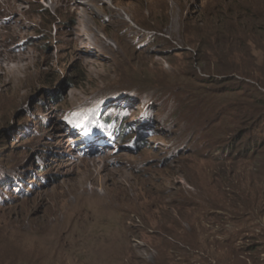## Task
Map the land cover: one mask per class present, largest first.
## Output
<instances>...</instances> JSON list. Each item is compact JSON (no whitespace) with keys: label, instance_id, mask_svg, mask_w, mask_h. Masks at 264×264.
<instances>
[{"label":"rangeland","instance_id":"1","mask_svg":"<svg viewBox=\"0 0 264 264\" xmlns=\"http://www.w3.org/2000/svg\"><path fill=\"white\" fill-rule=\"evenodd\" d=\"M15 2L0 0V52L26 57L0 67V264H247L218 241L264 232V162L217 161L201 94L254 100L205 83L197 51L264 71V47L230 37L264 33V0Z\"/></svg>","mask_w":264,"mask_h":264},{"label":"trees","instance_id":"2","mask_svg":"<svg viewBox=\"0 0 264 264\" xmlns=\"http://www.w3.org/2000/svg\"><path fill=\"white\" fill-rule=\"evenodd\" d=\"M252 17L254 18L256 15H253ZM250 27L251 28L248 33H245L243 36L230 35L232 39L231 41H240L242 43L240 47L242 50L246 49L248 54H251L254 47L259 50L264 47V33H257V30H254L256 29V25H252ZM243 33L244 32L240 34ZM214 50L217 51L215 53L213 52L214 55L208 54V52L204 50H201V53H198L199 50L197 51L198 57L200 55H204L203 58H199L198 61L200 60L201 64H205L204 67L206 66L208 68V70L202 68L203 71L206 72L204 74L210 78L204 79V82H216V85L220 86L228 85L226 84L227 82H230L232 86L235 83V87H233L235 92H239L238 90H243L244 88L249 87L247 94H244L242 97H250L253 98L252 100L254 101L250 104L247 103L244 98H238L236 101L231 103V100L228 99L230 96L227 95V90L229 89H226L225 87L223 88L224 91H217V99L215 92L212 93L211 91H206V93L201 94V99H203V101H210L213 106H216L218 103L217 114L210 121L208 120V124L205 123L203 130V133H205L204 136L208 140L210 146H216L218 150L223 153H221L222 155L217 158V161L220 163L227 164L229 162H233L238 157L235 152H242L243 155L240 157L243 158V160L255 162L257 158H260L263 160V163L264 71H259L257 66H253L249 70L244 68L240 69L237 67L238 64L236 62H228L222 55H219L220 52L218 49L216 50L215 48ZM253 59L255 58L253 57ZM234 64L236 66H234ZM243 78L252 79L257 85L250 84L243 80ZM237 88L239 89L237 90ZM230 91H232V89H230ZM251 92H255L253 93L254 95L250 94ZM183 95H185L183 91L173 90L170 94V100L172 103L178 104V102H180V97ZM145 96L149 95L145 93ZM107 123L108 121H105L106 125ZM215 128H217V134L214 130ZM243 141H246L245 144L242 143ZM206 149H209V147ZM240 201H243L242 197L239 198L237 203L241 204ZM235 212V214L228 213L230 220L239 221L249 218L252 222L256 221L251 212H249V214L242 213L239 208H237ZM220 217V220L225 219L223 215H220ZM225 222L226 221H219V224L224 225ZM255 228V224H250V231L248 232L249 236L244 237L243 239L233 240L229 238L223 242L218 241V243L224 247L233 249L237 262L245 261L247 264H264V232L254 235ZM239 241L243 242V244L238 245Z\"/></svg>","mask_w":264,"mask_h":264},{"label":"bare ground","instance_id":"3","mask_svg":"<svg viewBox=\"0 0 264 264\" xmlns=\"http://www.w3.org/2000/svg\"><path fill=\"white\" fill-rule=\"evenodd\" d=\"M51 1H52V4H53L54 8H57L59 3H66L65 0H51ZM105 1H108V0H105ZM3 7H4V9H6L8 14H11L12 12H14V13L20 12L21 9H22L21 3L17 4L15 2V0H3ZM23 15H24V13H23ZM10 30H11V32L15 31L12 26L10 27ZM19 35L22 36L21 33L19 34V32H17L16 33V37L19 36ZM12 39H13V37H12ZM32 56H33V54H32ZM0 58H1L0 59V67L2 66V63H3L2 60L19 61V60L26 59L25 56H23V57L22 56H14V55H10V54H5L4 52H0ZM29 58H30V56H29ZM18 69L19 68H16L15 71L18 70ZM7 71L10 72V71H13V70L7 68ZM86 137L88 138V142H90V141L92 142V139L94 138L92 135L91 136H86Z\"/></svg>","mask_w":264,"mask_h":264}]
</instances>
